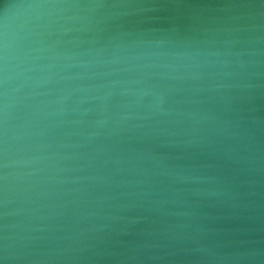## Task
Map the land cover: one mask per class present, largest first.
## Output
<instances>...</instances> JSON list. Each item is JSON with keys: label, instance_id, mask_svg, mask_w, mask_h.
Listing matches in <instances>:
<instances>
[{"label": "water", "instance_id": "obj_1", "mask_svg": "<svg viewBox=\"0 0 264 264\" xmlns=\"http://www.w3.org/2000/svg\"><path fill=\"white\" fill-rule=\"evenodd\" d=\"M0 264H264V0H0Z\"/></svg>", "mask_w": 264, "mask_h": 264}]
</instances>
